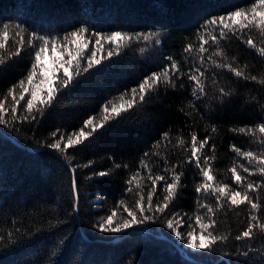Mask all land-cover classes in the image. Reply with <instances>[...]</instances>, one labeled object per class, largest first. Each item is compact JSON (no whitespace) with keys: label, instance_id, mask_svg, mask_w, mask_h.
<instances>
[{"label":"trees","instance_id":"obj_1","mask_svg":"<svg viewBox=\"0 0 264 264\" xmlns=\"http://www.w3.org/2000/svg\"><path fill=\"white\" fill-rule=\"evenodd\" d=\"M254 3L255 0H0V23H9L12 28L19 24L27 32L62 38L83 26L91 38L90 47L95 43V32H122L133 37L116 54L87 72L83 71L87 60L81 59L80 75L61 88L53 103L36 113L35 119L11 120L9 116L8 123L0 124V264H264V234L258 229L253 240H235L247 227V204L235 207L222 198L213 232L228 235V239L209 249L183 248L187 237L179 242L167 227L168 220L180 218L182 234L196 231L199 227L195 216L207 213L198 205L216 207L214 195L195 191L203 178L194 163H186L191 155L192 132L201 140L205 135L211 137L203 154L215 156L214 185L228 183L235 190H244L236 189L231 179L229 168L234 164L238 174L247 177L245 185L264 183L258 173L249 176L239 166L242 163L255 170L257 165L248 164L231 150L234 144L241 151L264 154L261 134L231 131L264 123V83L260 82L264 81V55L257 51L264 47V34L252 27L243 34L229 33L219 45H206L202 71L207 95L203 97L193 96L194 85L187 78L192 66H200L199 54L184 52L188 44L199 49L205 21L238 8L247 10ZM209 31L218 35L211 25ZM144 34L151 39L145 41ZM249 37L257 48L244 43ZM15 47L9 40L7 51L14 52ZM218 49L224 56L214 55ZM100 54L107 55V46ZM208 56L217 63H231L247 78L216 68L208 62ZM169 57L184 73L174 77L175 88L161 83L142 104L96 133L88 146L78 145L64 153L47 146L59 139V133L77 132L90 116L99 122L103 105L110 101L121 103L122 93L127 94L125 100L131 98V90L146 76L162 73L170 65ZM33 60L34 51L27 46L19 56H6V62L0 64V99L25 79ZM252 76L257 80L253 81ZM220 88L230 95L220 99ZM25 103L21 101L19 106L21 114ZM8 104L10 108L11 97ZM57 130L58 135L51 136ZM164 132L169 139L157 146ZM178 139L185 140L188 151L178 146ZM211 144H215L214 152ZM145 153L149 155L145 157ZM141 159L152 168L153 176L165 175L166 168L178 165L175 170L183 176L174 203L164 213H156L151 221L121 232L101 231L99 224L121 200L134 204L136 193L127 191V181L137 170L144 178L146 195L151 181L141 167ZM117 164L121 167H115ZM101 171L109 175H94ZM167 174L170 178L171 174ZM164 195L160 182L154 203L161 202ZM251 195L264 202V188ZM126 215L121 209L115 219ZM258 215L264 223V203Z\"/></svg>","mask_w":264,"mask_h":264},{"label":"snow or ice","instance_id":"obj_2","mask_svg":"<svg viewBox=\"0 0 264 264\" xmlns=\"http://www.w3.org/2000/svg\"><path fill=\"white\" fill-rule=\"evenodd\" d=\"M209 25L213 29L218 30V35L215 31H209ZM255 27L262 34H264V0H255V3L250 8L245 10L244 8H238L234 11L228 12L226 15L219 17H213L205 21L202 25V30L199 36V49H194L193 45L188 44L184 48L185 53L198 52L199 65L192 66L189 69L187 78L193 83V96L203 97L207 95L206 85L204 81L205 71L202 68L205 67V55L208 52L206 45L209 43L213 45H219L221 40L227 39L228 34L232 35L243 34L248 29ZM88 29L86 27H80L70 33H66L62 38L57 36H44L38 35L35 32H27V30L19 24L15 25V28L9 23H0V64H4L7 59L12 56H19L23 52L24 48L30 47L34 51V60L31 65V70L28 72L25 79H22L8 89L4 98L0 99V124L9 122V116L11 120L22 119L28 120L30 117L35 119V115L38 112H42L43 109L52 104L56 98L57 93L61 88H65L70 85L74 79V76H78L81 73L82 65L81 59L87 60V66L83 67V71L87 72L89 69L94 68L96 65H100L103 60L113 56L119 51V48L126 42L130 41L131 37L127 33L112 32L111 34H104L95 32L92 37L95 40L94 45L90 47L91 38L86 36ZM152 35H155L153 33ZM140 34H137L136 38H139ZM208 36L209 39H205ZM18 38V39H16ZM242 38V37H241ZM145 41L150 40L151 36L148 34L143 35ZM12 40L15 44V51H7L8 42ZM61 40L63 42H61ZM156 43H160L159 40ZM249 47L257 48L254 40L249 37L244 41ZM75 45V47H73ZM107 46V55H98L105 50ZM260 55H264V47L257 49ZM52 53L51 69L45 67L44 56L46 53ZM91 55H88V53ZM6 54V56H5ZM215 56H224V52L217 50ZM171 63L166 65L162 73L153 72L151 75L146 76L142 82L139 83L137 88L131 90V98L125 100L126 93H122L119 104L112 103L111 101L102 106V119L96 122L95 117L90 116L84 121V126L77 132L71 134L59 133V139H55L54 142L47 146L58 152L64 153L69 148H76L78 145L88 146L90 145L91 138L96 133L102 130L104 127L109 126L111 121L120 117L123 113H127L136 108L138 104H142L161 83L165 85H171L176 87L174 77L177 75H184L180 72V65L172 59L168 58ZM235 59V57H233ZM208 62L214 65L216 68H226L234 74L236 77H244L242 70L233 67L231 63H217L212 56L207 57ZM39 70V71H38ZM43 77L40 80V84L37 85L34 81L37 77ZM245 79L247 77H244ZM253 81L257 80L256 76H252ZM264 83V81H260ZM47 85L46 89L43 87ZM17 93L19 98H17ZM219 98L223 99L229 96V92H225L224 88L219 89ZM8 97H11V104L9 108ZM26 103L22 105L24 113L19 112V106L21 101ZM111 104V107H109ZM216 127L213 126V131ZM58 131L51 133V136L56 137ZM233 132H238L245 135L255 136L258 132L261 134L260 138L264 140V123H259L255 127H240L239 129H231ZM169 134L167 132L162 133L160 141H157V146L162 141H168ZM211 137L205 135L201 140L196 132L191 133V155L187 158L186 163L189 165L195 164L199 169V173L203 178V182L196 186L195 191L197 193L205 192L211 193L215 196L216 207L215 209L208 204H200L199 208H206L207 213L205 215L197 214L195 216V225L199 227V235L195 234V229L188 231L187 244L193 249H209L220 241L228 239V235H216L213 229L216 226L215 220L216 212L222 208L223 199L230 202L231 206L239 207L240 205L247 204L250 206V215L248 217L247 227L235 236V240H253L259 230L260 234H264V223H261L258 212L261 210L262 203L259 199L254 198L251 193L258 189L264 188V183H251L248 182L245 185L247 177H242L237 172V167L234 164L229 168L231 173V179L236 186V189L243 187L244 190H235L233 185L228 183H220L214 185L215 175L212 170V161L215 156L204 155V149L210 145ZM177 144L179 147L188 149L185 147L186 142L184 139H178ZM211 150L215 151V144H211ZM231 150L234 151L238 157L244 158L248 164L255 163L257 167L255 170H251L244 164L239 166L249 176L259 174L264 178V154L258 155L253 151H241L236 145H231ZM149 153H145L147 157ZM159 155V153H154ZM68 159V157H66ZM92 162L89 161V164ZM141 167L147 171V180L151 181L150 186L146 192L143 193V177L140 170H137L127 181L129 185L127 191L135 192L136 199L133 205H128L126 201L121 200L117 207L108 215L100 224L99 228L104 232H121L124 229L131 228L133 225L143 224L146 221L154 219L156 213H164L175 201L180 189L182 172H178L175 169L178 165H173L171 168H166L165 175L157 174L152 175V168L149 166L145 159L140 161ZM89 165H85L88 167ZM119 168L120 165H115ZM125 167H127L125 165ZM167 173H170V178ZM101 177L108 176L109 172L101 171L94 173ZM163 182L165 195L163 200L159 203H154L158 184ZM135 183V188L132 185ZM76 188V181L73 179V190ZM223 198V199H222ZM122 209L126 216H120L115 219ZM152 213L153 215H148ZM207 222H204V221ZM115 224V226H113ZM183 224V220L177 218V220H168L167 227L180 239H185L184 234L179 231L180 226ZM191 227V225H190ZM247 255V253H244Z\"/></svg>","mask_w":264,"mask_h":264},{"label":"rangeland","instance_id":"obj_3","mask_svg":"<svg viewBox=\"0 0 264 264\" xmlns=\"http://www.w3.org/2000/svg\"><path fill=\"white\" fill-rule=\"evenodd\" d=\"M51 55H52V53H46L45 54V56H44V63H45V67L46 68H48L49 70L51 69V67H52V65H51V59H50V57H51ZM39 71V70H38ZM43 77H37V79L34 81V83L35 84H37V85H39L40 84V80L42 79ZM45 86L46 85H44L43 87L45 88ZM46 89V88H45ZM195 234L198 236L199 235V229H197L196 231H195ZM184 236L185 237H187L186 236V234L184 233ZM174 237L176 238V239H178V241L180 242V241H182V239H180V238H178L175 234H174ZM183 248H187L188 250H197V249H193V248H191L188 244H187V241H183Z\"/></svg>","mask_w":264,"mask_h":264}]
</instances>
